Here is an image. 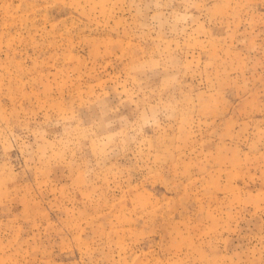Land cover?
<instances>
[{
    "label": "rangeland",
    "instance_id": "1",
    "mask_svg": "<svg viewBox=\"0 0 264 264\" xmlns=\"http://www.w3.org/2000/svg\"><path fill=\"white\" fill-rule=\"evenodd\" d=\"M0 264H264V0H0Z\"/></svg>",
    "mask_w": 264,
    "mask_h": 264
}]
</instances>
